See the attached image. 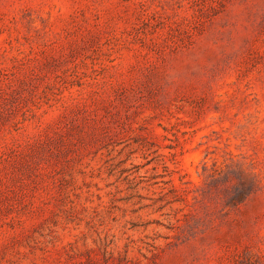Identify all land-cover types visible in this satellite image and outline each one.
<instances>
[{
  "label": "rangeland",
  "instance_id": "rangeland-1",
  "mask_svg": "<svg viewBox=\"0 0 264 264\" xmlns=\"http://www.w3.org/2000/svg\"><path fill=\"white\" fill-rule=\"evenodd\" d=\"M0 264H264V0H0Z\"/></svg>",
  "mask_w": 264,
  "mask_h": 264
}]
</instances>
